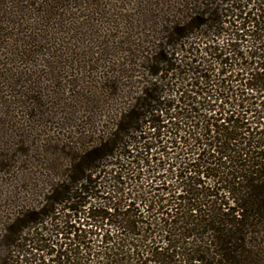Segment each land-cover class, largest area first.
Segmentation results:
<instances>
[{
    "label": "trees",
    "instance_id": "obj_1",
    "mask_svg": "<svg viewBox=\"0 0 264 264\" xmlns=\"http://www.w3.org/2000/svg\"><path fill=\"white\" fill-rule=\"evenodd\" d=\"M47 103L0 264H264V0H0V134Z\"/></svg>",
    "mask_w": 264,
    "mask_h": 264
},
{
    "label": "rangeland",
    "instance_id": "obj_2",
    "mask_svg": "<svg viewBox=\"0 0 264 264\" xmlns=\"http://www.w3.org/2000/svg\"><path fill=\"white\" fill-rule=\"evenodd\" d=\"M104 25L105 26H101V27H106V24H104ZM41 70L44 71V69H41ZM45 75L46 74L43 73V77H45ZM62 89H63V91L66 90L65 87H63ZM62 89L59 90L60 93H62ZM50 90H51L50 93H52V92L57 93V91H58V89H53V88H51ZM67 92L68 91L66 90V92L64 94H62V95H64L63 98H66ZM68 95H70V94L68 93ZM46 96H47V93H46ZM71 96H69L68 98L71 99L72 98ZM55 104H57V103H54V105ZM54 105H53V103L51 105H49L47 103L48 108H43L41 110L39 116L37 115V117H34V118L30 117L29 119H23V118L19 119V117H18V120H16V123H15V126L13 125V126L7 128L6 131H3L0 134L1 142L4 144H8L9 148H11V147H13L14 142H16L20 136L26 138V141H28L27 142L28 145L33 144L34 141L43 138L44 135H49V134L54 136L53 140L63 139V137H62L63 130H62V132L60 130L62 128L63 122L66 121L65 120L66 117H64V115L62 114L63 113L62 104L61 105L59 104L60 108H57V106H56L55 107L56 109H53L52 106H54ZM50 108H52V110ZM48 110L51 111L52 113L56 114V116L53 118V120L52 121L50 120L51 123L46 122V120H41V116H43L44 113ZM48 114H50V113H48ZM46 115H44V117ZM67 129H68L67 131H69V132L73 131V128H71V127L67 128ZM69 132H67V133H69ZM41 141H42V139H41ZM3 147H4V145H3ZM9 154L11 155V153H9ZM30 172L34 173L35 170L32 169ZM16 176L17 175H15V174H11L12 178H16Z\"/></svg>",
    "mask_w": 264,
    "mask_h": 264
}]
</instances>
